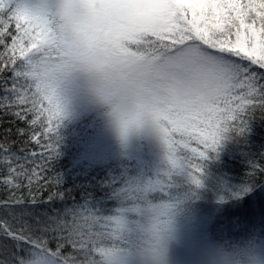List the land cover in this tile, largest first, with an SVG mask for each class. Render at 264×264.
<instances>
[{
  "label": "snow or ice",
  "instance_id": "snow-or-ice-1",
  "mask_svg": "<svg viewBox=\"0 0 264 264\" xmlns=\"http://www.w3.org/2000/svg\"><path fill=\"white\" fill-rule=\"evenodd\" d=\"M12 21L15 32L8 30ZM0 45V71L13 73L0 109L30 105L23 114H12L24 119L33 113V125L41 117L47 120L44 133L51 143L42 145L49 151L45 165L58 154L61 108L56 85L76 71L91 74L99 95L114 104L122 136L150 121L165 145L168 163L174 144L170 134L181 127L187 131L199 124L207 129L198 138L203 145L198 156L204 157L225 134H243L257 108L264 113V0H40L35 6L27 0H0ZM20 79L30 83L19 85ZM0 149L8 151L4 145ZM4 162L9 167L3 183L13 185L26 175L23 165L11 166L9 156ZM184 166L193 171L191 161L179 167L172 162L164 175L117 184L113 195L119 207L112 214L102 213L87 197L65 205L64 216L46 224L45 231L65 233L61 239L72 248L68 256L61 251L65 243L52 250L43 240L0 222V229L25 253L14 264H129L134 255H157L172 205H154L152 198L167 195L164 190ZM253 169L264 172V165L256 163ZM194 170L199 171L198 162ZM28 180L30 184L31 175ZM145 220L156 229L147 250L134 239ZM108 224L119 230H107Z\"/></svg>",
  "mask_w": 264,
  "mask_h": 264
},
{
  "label": "trees",
  "instance_id": "trees-1",
  "mask_svg": "<svg viewBox=\"0 0 264 264\" xmlns=\"http://www.w3.org/2000/svg\"><path fill=\"white\" fill-rule=\"evenodd\" d=\"M27 2L35 6L40 0ZM8 30L15 32L14 21ZM5 40L10 43L9 37ZM3 51L0 45V53ZM14 58L19 68V50ZM12 75L10 71H0V98L4 96V87L11 88ZM27 83L30 82L23 79L18 82L25 86ZM33 91L34 85L28 94ZM56 95L61 108L58 154L47 165L43 162L49 151L42 147L51 143L49 134L44 133L47 120L41 117L33 125L30 123L36 118L33 113H27L24 119L12 114L13 111L23 114V109L30 105L0 109V145L8 150L0 149V222H6V227L43 240L55 250L58 243H65L61 239L65 233L45 231V226L64 216L65 205L71 206L87 197L102 213L112 214L119 207L113 195L117 184L122 186L132 179L148 181L164 175L172 162L179 167L191 161L193 171L187 166L177 170L169 190H164L167 195L152 198L154 205H172L158 253L180 234L196 233L218 249L223 264H264V172L253 169L256 163L264 165V113L259 108L243 134H225L216 150L204 157L198 156L203 150L198 138L206 128L197 124L187 131L181 127L171 133L169 138L174 144L168 163L165 145L150 121H142L130 127L126 136L121 135L114 104L99 95L98 83L91 74L84 71L69 74L57 83ZM6 156L10 157L12 167L24 166L26 175L13 180V185H20L18 188L3 183L8 176ZM197 162L199 171L195 172ZM34 168L36 174L32 175ZM105 227L111 232L119 230L114 224ZM155 232L153 223L145 220L134 239L147 250L154 244ZM61 251L66 256L72 254L67 243ZM24 255L0 229V262L14 264L15 258ZM136 256L140 255L132 256L129 262Z\"/></svg>",
  "mask_w": 264,
  "mask_h": 264
},
{
  "label": "rangeland",
  "instance_id": "rangeland-1",
  "mask_svg": "<svg viewBox=\"0 0 264 264\" xmlns=\"http://www.w3.org/2000/svg\"><path fill=\"white\" fill-rule=\"evenodd\" d=\"M129 264H223L218 249L209 246L196 233L175 237L156 256H136Z\"/></svg>",
  "mask_w": 264,
  "mask_h": 264
},
{
  "label": "clouds",
  "instance_id": "clouds-1",
  "mask_svg": "<svg viewBox=\"0 0 264 264\" xmlns=\"http://www.w3.org/2000/svg\"><path fill=\"white\" fill-rule=\"evenodd\" d=\"M241 264H243V262H241Z\"/></svg>",
  "mask_w": 264,
  "mask_h": 264
}]
</instances>
